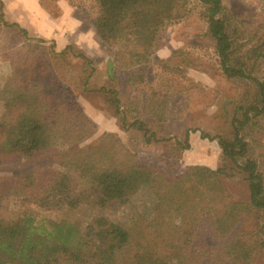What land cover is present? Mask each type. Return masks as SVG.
I'll list each match as a JSON object with an SVG mask.
<instances>
[{"label": "trees", "instance_id": "trees-1", "mask_svg": "<svg viewBox=\"0 0 264 264\" xmlns=\"http://www.w3.org/2000/svg\"><path fill=\"white\" fill-rule=\"evenodd\" d=\"M95 1L96 13L85 15L84 20L109 51L116 72L107 76L110 87L101 86L96 92L111 94L119 120L141 132L145 143L164 141L158 138L157 129L177 120L188 104L176 106L180 91L170 89L174 79L150 93L138 91L124 105L114 85L117 80L132 87L151 84L147 68L152 56L167 27L189 15L191 1ZM195 2L212 41L214 71L247 84L232 112L224 109L216 115L229 125V135H200L202 139H217L227 164L218 168L188 165L176 172L158 164L133 163L122 168L81 148L80 143L97 125L85 114L76 92L87 89L98 71V60L73 44L60 52L52 46L51 52L61 65L68 54L78 65L73 67L71 83L40 81L42 88L32 90L29 83L36 75L18 65L0 87V164L10 168L4 171L8 176H0V208L5 196L14 190L25 192L36 204L15 220L0 218V264H251L259 242L254 239L256 233L244 226L264 213V172L250 144V130H263L264 72L254 74L256 60L263 54L260 47L244 50V43L235 42L237 28L231 21L237 17L223 0ZM3 8L0 0V27L11 28L30 40L25 28L5 21ZM178 56L182 68L200 67L197 56L181 49L171 58L178 61ZM163 66L185 76L178 67ZM190 132L186 131L183 142L173 144L178 160L181 151L190 147ZM260 142L255 141L257 145ZM10 165L18 168L12 170ZM76 173L89 180V195L79 191ZM235 176L246 183L247 202L230 200L225 182ZM142 189L178 221L173 223L160 214L132 221L93 215L80 231L65 220L53 219L49 211L51 203L62 198L67 206L77 208L84 196L100 209L116 210L128 205Z\"/></svg>", "mask_w": 264, "mask_h": 264}, {"label": "rangeland", "instance_id": "rangeland-1", "mask_svg": "<svg viewBox=\"0 0 264 264\" xmlns=\"http://www.w3.org/2000/svg\"><path fill=\"white\" fill-rule=\"evenodd\" d=\"M15 1H2L4 19L8 23H16L25 28L30 40H25L20 33L11 28L0 27V87L18 65H24L29 72L36 75V77L34 75L31 77L29 83L32 90L41 89L43 86L41 82L46 80L56 79L60 84L68 85L74 74L73 67L78 65L75 64V60L70 57V54L63 61L66 63L61 65L60 60L57 61L54 58L55 53L51 52V47L53 46L55 52H60L66 45L73 44L86 56L98 60V71L93 74L87 89L76 92L85 114L97 125L96 131L80 143L81 148L89 153L112 160L122 168L133 163L158 164L168 172H176L188 165L218 168L227 164L217 139H202L200 135L201 132L212 137L229 135V125H226L224 120L216 115L221 114L224 109L232 112L234 107L241 102L247 84L240 80L226 79L220 72L214 71L216 63L212 41L206 35V24L200 17V7L197 6L195 0H190L189 15L182 21L168 26L165 30L161 45L152 56V62L147 68L151 84L132 87L117 80L114 85L120 92L119 98L124 105L134 95H137L138 91L150 93L151 90H158L167 80L174 79L172 84L170 83V89L174 92L180 91L176 95V98L179 99L176 106L181 108V105L187 102V108L182 113H178L177 120L166 122L165 125L157 129L158 138L164 141L152 143H145L142 133L130 126L128 122L123 125L115 113L110 93L96 92V89L101 86L110 87L107 83V76L116 75V72L113 71L114 64L109 57V51L105 50L102 41L84 20L85 15L92 17L96 13V1L39 0L42 10L52 18V21L49 22L50 37L38 34L35 24L33 22L29 24V17L26 13H20V5ZM59 2H61V7ZM223 3L237 17L236 20L231 21L233 27L237 28L233 34L235 42L244 43V50L250 47L261 48L263 55L258 57L254 67V74L261 75L264 72V46H261L264 41V0H223ZM52 28H55L57 35L50 34ZM181 49L199 57L200 67L185 69L180 65V56L177 57L178 61L173 60L171 58L173 52ZM43 51L48 52L42 56ZM163 62L171 68H180L185 76L178 75L173 69L169 70L170 67L163 66ZM108 63L112 64L111 69H109ZM116 77L120 79V74L117 73ZM1 111L2 102L0 100V115ZM261 125L263 130H250L252 138L250 144L253 148V156L258 159L264 172V119L261 121ZM187 130H191L188 136L190 147L181 151L178 160L173 152V144L176 141L183 142ZM255 141L262 143L257 145ZM12 167V170L18 168L16 165ZM8 169L10 168L0 164V176H8L9 173L4 172ZM73 175L78 182L79 191L89 195L91 191L89 180L81 173ZM225 187L231 196L230 200L248 201L246 183L241 180L240 176L226 180ZM65 200L62 198L61 202L51 203L49 211L53 213V219L65 220L80 231L84 230L93 215H104L120 221H132L136 217L144 218L160 214L173 223L178 221L173 213L159 206L147 189L140 190L128 205L116 210L100 209L88 196H84L83 204L74 209L67 206ZM35 205L33 198L25 192L11 191L2 202L0 218L5 221L15 220L23 212L34 209ZM244 229L254 231L256 233L254 239L256 238L259 242V248L254 253L251 264H264V213H261L256 220L253 218L252 222L244 226Z\"/></svg>", "mask_w": 264, "mask_h": 264}, {"label": "crops", "instance_id": "crops-1", "mask_svg": "<svg viewBox=\"0 0 264 264\" xmlns=\"http://www.w3.org/2000/svg\"><path fill=\"white\" fill-rule=\"evenodd\" d=\"M2 1H4V0H2ZM15 3L20 5V13L21 14L22 13L27 14V16L29 17V20H30L29 24H32V22L35 24V29L38 31V34L43 35V36H49V30H51V28L49 27V22L52 21V18H50L48 16V14L42 10L39 0H16ZM60 5H61V2H59V6ZM65 11H64V13H65ZM78 21L83 23V21H81L79 19H78ZM52 29L53 30L50 31V34L52 36L57 35L55 28H52Z\"/></svg>", "mask_w": 264, "mask_h": 264}, {"label": "water", "instance_id": "water-1", "mask_svg": "<svg viewBox=\"0 0 264 264\" xmlns=\"http://www.w3.org/2000/svg\"><path fill=\"white\" fill-rule=\"evenodd\" d=\"M108 64H109V69H111L112 64L111 63H108ZM109 73H110V70H109Z\"/></svg>", "mask_w": 264, "mask_h": 264}]
</instances>
